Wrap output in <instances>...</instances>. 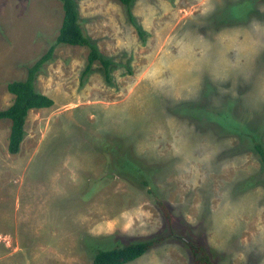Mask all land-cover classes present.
I'll return each mask as SVG.
<instances>
[{
	"label": "rangeland",
	"instance_id": "1",
	"mask_svg": "<svg viewBox=\"0 0 264 264\" xmlns=\"http://www.w3.org/2000/svg\"><path fill=\"white\" fill-rule=\"evenodd\" d=\"M75 1L110 80L98 61L82 77L89 48L58 45L35 78L54 104L29 112L15 155L0 121V264H93L137 241L156 242L128 264H191L192 244L264 264V0H134L133 23L117 0ZM63 16L0 0V111Z\"/></svg>",
	"mask_w": 264,
	"mask_h": 264
},
{
	"label": "trees",
	"instance_id": "2",
	"mask_svg": "<svg viewBox=\"0 0 264 264\" xmlns=\"http://www.w3.org/2000/svg\"><path fill=\"white\" fill-rule=\"evenodd\" d=\"M62 4L64 16L61 27L58 31L56 40L49 47L47 53L42 55L31 67L28 68L27 78L20 81H14L8 84V91L14 96L13 104L0 111V121L9 120L11 122L9 145L8 150L10 154L15 155L20 151L21 143L25 137V124L28 114L31 110L48 109L53 106L54 101L48 96L38 92L35 87V78L42 66L53 58V54L56 46L58 45H71L79 47H87L90 50L88 55V63L83 76H86L91 72L95 62H100L105 71V78L110 80V67L114 65L111 59L102 55L97 46L84 34L80 23V16L78 11V5L75 0H59ZM122 3L129 13L130 22H134V18L131 15L130 9L134 0H117ZM141 38H144L143 32L136 27ZM220 114V112L216 113ZM230 117V116H229ZM235 119V118H234ZM236 120V119H235ZM237 120L233 122L232 129L234 133L241 131L251 137L252 131L246 130L247 126L242 127ZM253 147L264 167V144L259 140L255 133L251 137ZM129 166H124L123 171L128 169V172L136 170V166H132L126 162ZM136 167V168H135ZM139 169L143 168H137ZM143 184L149 185L147 180L143 181ZM162 204V202H161ZM163 205V204H162ZM164 214L167 220H170V213L164 209ZM173 231V227H170ZM156 241H137L123 246H116L111 249H103L98 247L97 252L93 258V264H128L134 262L144 256L150 251L151 246ZM189 250L192 254L191 264H216L213 260V253L210 249L203 244H192L189 246Z\"/></svg>",
	"mask_w": 264,
	"mask_h": 264
}]
</instances>
